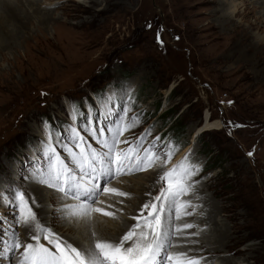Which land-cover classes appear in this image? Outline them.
I'll return each mask as SVG.
<instances>
[{"label":"rangeland","instance_id":"obj_1","mask_svg":"<svg viewBox=\"0 0 264 264\" xmlns=\"http://www.w3.org/2000/svg\"><path fill=\"white\" fill-rule=\"evenodd\" d=\"M36 1L31 10H50L51 23L35 24L16 48L0 52V264L40 253L41 244L30 246L29 221L42 231L64 221L33 216L39 204L29 189L85 192L77 174L57 171L61 158L79 161L81 178L99 176L92 203L124 176L131 189L150 190L141 223L159 215L166 222L169 209L185 224L177 231L204 240L207 232L208 243L222 245L208 258L191 250L183 263L264 264V0ZM124 136L120 150L133 153L120 157L134 171L114 175ZM55 171L56 185L47 183ZM122 189L120 202L139 200V190ZM167 198L172 206L163 213L157 205Z\"/></svg>","mask_w":264,"mask_h":264},{"label":"bare ground","instance_id":"obj_2","mask_svg":"<svg viewBox=\"0 0 264 264\" xmlns=\"http://www.w3.org/2000/svg\"><path fill=\"white\" fill-rule=\"evenodd\" d=\"M214 2L215 0H213V3ZM36 3L38 2L36 1ZM29 6H31L30 0H0V52L4 51L5 49L16 48L21 37L25 34H29L30 30H32L31 27L35 26V24H37V26L40 28L46 27L53 20L50 10H46L44 12L37 10L32 11V7ZM234 9L235 10L231 11L233 14L238 8ZM240 11L241 10L239 9L238 13H240ZM244 14H246V11H244ZM263 41L264 39H262V42ZM219 126L221 125H218V127ZM126 139V136L121 139L122 142L118 147L119 150L120 148L126 147L123 146L127 143L124 141ZM123 150L124 149H122V151L120 150V152L117 151L118 153L116 159H120L119 163L122 162V165L121 169H117L119 172L116 171V174L114 175L129 174L130 172L134 171V169H130V165H132L131 161L127 163L129 159L125 158L124 156L120 157V154L122 155ZM127 152L128 149L126 148V150L123 152V155H126ZM132 153L133 152L130 151L126 156L131 157ZM94 160L96 162L95 158ZM178 161H174L167 165H169V168H175ZM58 163L60 164L57 169L58 172H70L71 178L77 174V176H75L77 178L76 183L78 181L82 188L86 190L85 192L81 191L80 193H75L74 191L75 194L80 195H75L76 198H73L63 195L61 190L57 191L54 189H48L45 186L37 184L35 185L36 187H34V189H29L30 193L35 197L34 202L37 201L39 204L37 207L34 203V205L32 204L31 210L33 212V216L39 215V219H44L48 213H51L53 214V218L57 217L56 220H58L60 216H64V221L59 223L60 225L56 227L53 222L52 224L49 221L50 226H47L48 229L44 231L41 229H36L35 223L37 221L35 220L29 221V223L25 226V230L29 233V237L36 236L35 239H29L31 248L38 247V244H41L42 248L50 252L49 257H52L53 259H49V264H63L62 261L64 260L65 264L67 260L71 261L67 264H164L167 261V264H196L198 262L196 259L194 261L192 260L193 258H191L187 262L183 263V259L181 258L185 256L188 257L189 254L192 253L190 252L191 250H201L203 254H206L207 258L208 254L214 256L216 252L221 251V244L217 245L218 243H208L207 232L205 233L207 240H204V238H198L197 236L191 237L189 230L184 229L180 232L177 231V229L184 227L185 224L182 223L183 220L181 222L180 220L176 219L177 214H171L170 217V211L168 208H171L172 202L169 201V198L164 200L165 202L160 205V208L157 205L159 210H162L163 208V213L165 212L166 208L168 209L166 222H164V220H166V215H159L158 218L156 217V222L151 223L146 221L141 223L140 219L143 215L141 214V211L143 210L142 207L144 206V203L150 194V190L143 188V190L140 191V189H138L140 191V197L138 201L127 200L126 202V199H123L120 202L118 200V194L120 193L117 192L120 187L124 188L122 190L125 191L129 189L131 193L135 195H137L136 193L139 192L138 190L131 189V187H129V183L124 181L126 180V177L122 176L118 177L116 180V186L109 184L104 190V196H102V198L94 204L92 203V197L96 198L97 196L96 193L99 190L97 184L99 181V176H97V182H95L96 178H93L94 181L86 177L81 178L79 171L80 169L83 171V166L79 161L78 164L69 165L64 158H61ZM136 165H139V163ZM65 166L67 168L66 170ZM103 168L104 170H108L106 167ZM160 168H156V166L152 165L151 172L156 174L161 173ZM54 170L56 169L54 168ZM164 170L165 168L162 170V172ZM88 172L90 173L91 178L92 176L96 175L94 174L96 172H92L90 170H88ZM106 174H100V181L101 176H103V180H105L104 177ZM146 174V172L143 173V175ZM111 175H113L112 172ZM106 176H108V174ZM54 177L55 178L53 179L50 178L47 183L49 182V184H53L54 182V185H56V181L58 180L57 174ZM138 177L142 179L141 175H137V178ZM147 180L150 182L149 189H152L155 179L151 178L150 176ZM141 182L136 181L135 185L140 184ZM89 183H91V186L94 187L92 191V187ZM33 185L34 184H31V187ZM68 187L66 188L67 190ZM87 190L90 191L88 194ZM167 190L168 189H166V191ZM180 190L181 188H178L177 191ZM77 196L81 197L78 198ZM127 203H130L133 208L124 209L125 211L129 210L126 213L119 212L124 211L120 207L124 206V208H126ZM49 205L55 206L50 209L48 208ZM193 207L196 208L198 206L196 205ZM139 210L141 213L138 212ZM203 210L204 209L197 210L195 216L201 217L202 215L200 212L202 213ZM190 223V220L186 221L187 225ZM186 235L188 236L186 237ZM44 243H49V247L44 246ZM172 243L173 251L168 253V246ZM174 244L177 245L175 246ZM154 246L155 248L153 250L152 247ZM146 248L147 250H145ZM31 250H27V252L24 253V259L22 256L19 257L18 264H25L24 260L28 257V262H41L39 259L40 253L35 256H32L31 254L27 255ZM144 250L145 252L143 253ZM148 250H151L150 255L145 254ZM142 253L143 255L139 256L145 257V259L142 261H138L136 263L128 260V256L131 258V260H136L134 257ZM177 253L181 254L178 255ZM116 254L119 255L116 256ZM205 262L206 261H204V264H207Z\"/></svg>","mask_w":264,"mask_h":264},{"label":"trees","instance_id":"obj_3","mask_svg":"<svg viewBox=\"0 0 264 264\" xmlns=\"http://www.w3.org/2000/svg\"><path fill=\"white\" fill-rule=\"evenodd\" d=\"M177 130H178V133L180 134L181 132L185 131V128L184 127H178ZM218 167H220V166H218L217 164H214V165H211L208 168V170L215 169V168H218Z\"/></svg>","mask_w":264,"mask_h":264}]
</instances>
